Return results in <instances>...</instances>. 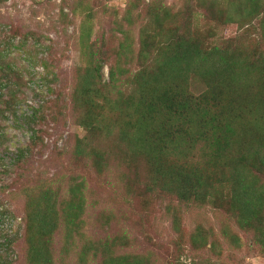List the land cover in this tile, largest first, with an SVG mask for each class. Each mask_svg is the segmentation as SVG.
<instances>
[{
    "label": "rangeland",
    "instance_id": "rangeland-1",
    "mask_svg": "<svg viewBox=\"0 0 264 264\" xmlns=\"http://www.w3.org/2000/svg\"><path fill=\"white\" fill-rule=\"evenodd\" d=\"M263 17L264 0H0V65L7 72L0 79V264H30L22 189L48 181L62 191L72 180L85 198L88 238L115 241L113 254L142 255L148 264H264L254 232L235 221L226 194L215 204L181 200L159 165L132 153L121 133L130 99L145 82L139 75L152 71L174 33L239 57L251 69L250 94L264 93ZM95 57L103 63L99 108L75 98ZM185 82L188 95L206 89L200 77ZM90 114L102 122L88 138L78 118ZM201 152L197 144L186 157L196 161ZM163 155V162L177 160ZM198 231L206 241L195 238ZM62 236L54 235L52 264H79L76 248L64 252ZM86 264L104 263L89 254Z\"/></svg>",
    "mask_w": 264,
    "mask_h": 264
},
{
    "label": "trees",
    "instance_id": "trees-1",
    "mask_svg": "<svg viewBox=\"0 0 264 264\" xmlns=\"http://www.w3.org/2000/svg\"><path fill=\"white\" fill-rule=\"evenodd\" d=\"M120 47L127 51L128 43ZM144 47L145 42L142 50ZM143 55L152 56L149 51H143ZM155 62L146 75L142 70V91L137 99H130V118L121 132L129 150L154 160L165 185L183 201L209 200L215 204L226 194L235 221L243 230L254 232L264 252V181L260 176L264 175V93L258 90L251 95L248 91L250 67L227 51L207 49L198 40L175 33L164 38ZM102 65L101 59L95 57L93 68L78 82L76 101L100 107L97 98L101 93L96 86ZM6 73L0 65V79L5 80ZM117 74L111 70L112 80ZM190 76L205 81L206 89L198 97L185 93L183 86ZM236 84L242 87L243 95ZM110 108L117 106L110 104ZM91 116L78 118L88 138L102 122L98 116L92 122ZM112 123H104L105 133L110 132ZM88 138L81 141L82 145H88ZM197 144L202 151L199 159L188 161L186 155ZM81 146L80 152L85 150ZM163 154H173L177 160L165 158L163 162ZM22 160L23 155H19L18 162ZM54 186L43 181L22 189L26 196L25 233L30 264H52V243L57 232L63 235L64 252L77 249L79 264H86L89 254L95 258L100 254L104 264H148L142 255L113 254V240L88 238L83 228L82 189L74 180L62 191ZM195 238L206 241L201 231Z\"/></svg>",
    "mask_w": 264,
    "mask_h": 264
}]
</instances>
